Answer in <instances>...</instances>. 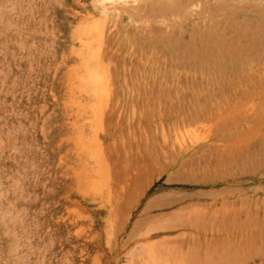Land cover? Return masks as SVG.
Instances as JSON below:
<instances>
[{"label":"rangeland","instance_id":"obj_1","mask_svg":"<svg viewBox=\"0 0 264 264\" xmlns=\"http://www.w3.org/2000/svg\"><path fill=\"white\" fill-rule=\"evenodd\" d=\"M0 264H264V0H0Z\"/></svg>","mask_w":264,"mask_h":264},{"label":"bare ground","instance_id":"obj_2","mask_svg":"<svg viewBox=\"0 0 264 264\" xmlns=\"http://www.w3.org/2000/svg\"><path fill=\"white\" fill-rule=\"evenodd\" d=\"M203 236L199 235L198 236V239H201ZM259 237V236H258ZM206 239V237H204ZM189 244V243H188Z\"/></svg>","mask_w":264,"mask_h":264}]
</instances>
